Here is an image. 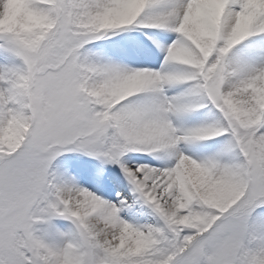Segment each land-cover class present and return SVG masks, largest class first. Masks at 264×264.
Returning <instances> with one entry per match:
<instances>
[{
  "label": "snow or ice",
  "instance_id": "1",
  "mask_svg": "<svg viewBox=\"0 0 264 264\" xmlns=\"http://www.w3.org/2000/svg\"><path fill=\"white\" fill-rule=\"evenodd\" d=\"M0 264H264V0H0Z\"/></svg>",
  "mask_w": 264,
  "mask_h": 264
},
{
  "label": "rangeland",
  "instance_id": "2",
  "mask_svg": "<svg viewBox=\"0 0 264 264\" xmlns=\"http://www.w3.org/2000/svg\"><path fill=\"white\" fill-rule=\"evenodd\" d=\"M58 224H63L64 222L63 221H57ZM38 228H41L43 227L42 225H37Z\"/></svg>",
  "mask_w": 264,
  "mask_h": 264
}]
</instances>
